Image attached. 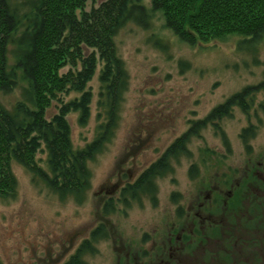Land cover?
I'll return each instance as SVG.
<instances>
[{"label": "rangeland", "instance_id": "374dc122", "mask_svg": "<svg viewBox=\"0 0 264 264\" xmlns=\"http://www.w3.org/2000/svg\"><path fill=\"white\" fill-rule=\"evenodd\" d=\"M151 1L145 2L148 9ZM13 2L26 3L25 0ZM87 2V12L101 4V0ZM241 40L240 37H229L222 42L192 48L165 28L160 14H154L148 26L130 22L121 29L114 42L124 62L129 89L123 93L119 115L103 149L88 163L89 189L81 199L62 198L35 179L29 169L13 164L18 191L13 198H0L3 264H63L101 225L107 230V236L94 244V254L84 256L87 264H117V257L128 253L142 255L145 250L152 249L155 242L157 247L165 246L169 238H173V245L179 251L186 248L182 236L192 234L193 222L206 216L203 214L200 218L197 213H206L202 209L211 202L212 191L219 192V186L215 184L217 171H208L200 159L202 148L213 150L215 158L223 157L224 169L238 170L239 175L244 174L248 169L246 165L252 161L250 176L256 171L258 178L264 181L262 92L252 95L257 106L248 114L237 107L218 122L219 128L209 123L205 129H200L199 138L191 137L189 155L171 161L173 171L155 181V193H142L126 207L119 197L124 194L122 188L136 182L168 147L188 133L193 123L206 120L233 95L264 82V46H260V52L252 54L239 49ZM92 52L86 47L87 56ZM9 60L14 62L12 54ZM98 67L86 87L92 100L89 124L80 125V113H71L68 117L77 150L95 141L108 122L109 110L101 105L105 99L100 97L102 67ZM70 69L66 67L62 73ZM24 86L22 84L12 94H2L1 103L9 110L13 109L22 99ZM80 97V93H71L65 101ZM250 127H254L255 137L250 142L252 149L248 151L240 135ZM223 135L230 141V150L223 143ZM37 157L39 165L48 170L46 152ZM259 162H262L260 166H256ZM193 165L197 166L194 175L190 172ZM227 192L231 191H224V197ZM174 195H177L176 202ZM111 201L114 208L105 210ZM180 208L186 217L183 227L175 224L179 221ZM196 257L188 256L186 263L196 264ZM202 261L199 263H206Z\"/></svg>", "mask_w": 264, "mask_h": 264}, {"label": "trees", "instance_id": "16d2710c", "mask_svg": "<svg viewBox=\"0 0 264 264\" xmlns=\"http://www.w3.org/2000/svg\"><path fill=\"white\" fill-rule=\"evenodd\" d=\"M25 1L23 5V2L0 0V96L26 85L22 88L21 101L11 110L1 103L0 97V198L3 200L15 197L18 191V179L12 169L15 163L29 169L35 179L59 197L81 199L89 189L88 163L103 149L119 115L123 93L129 89L124 62L114 42L128 23L148 26L154 14H160L165 28L192 48L229 37H240L239 49L252 54L264 46V0H152L150 9L145 5L146 0H101L100 6L89 12L86 10L89 0ZM86 47L93 50L89 56ZM98 66L102 67L100 97L105 99L101 105L109 110L108 122L95 141L77 150L68 117L80 113V125L89 124L92 100L86 87ZM66 67L71 69L64 74ZM262 92L264 82L246 88L220 104L206 120L193 123L188 133L168 147L136 182L122 188L124 194H119L122 205L129 206L142 193H155V181L173 171L171 161L189 155L191 137L199 138L200 129L209 123L219 128L218 122L237 107L248 114L257 106L252 95ZM71 93H80L81 97L66 102ZM260 107L264 109V103ZM254 134V127H250L240 135L248 151L252 149L250 142ZM223 138L230 150V141L224 135ZM44 152L48 170L39 165L37 157ZM200 155L208 171H217L215 184L219 192L212 191L211 202L205 206L206 222L203 225L200 221L193 222L192 234L182 236L186 248L178 250L180 255L184 254L180 258L183 261L188 256H197L196 264H201L199 260L204 264H264V181L256 171L250 176L252 161L246 165L244 174L239 175L238 170H225L223 157L215 158L213 150L202 148ZM196 168V165L190 168L192 175L197 174ZM222 170L226 172L221 175ZM227 190L232 192L226 194L229 199L224 197ZM111 202L105 210L114 208ZM182 210L179 209V221L175 223L180 227L186 219ZM213 217L219 220H212ZM106 236L103 225L95 228L65 264H87L84 256L94 254V244ZM0 264H3L1 256Z\"/></svg>", "mask_w": 264, "mask_h": 264}, {"label": "flooded vegetation", "instance_id": "af4514ba", "mask_svg": "<svg viewBox=\"0 0 264 264\" xmlns=\"http://www.w3.org/2000/svg\"><path fill=\"white\" fill-rule=\"evenodd\" d=\"M205 209L206 208L202 209L203 212H205ZM203 214L204 213H197L196 216L202 218L201 216H203ZM200 220V224L203 225L207 219L206 217H204ZM172 240L173 238H169L168 242L165 243V246L160 244L159 247H157L158 243L155 242L152 246V249H150L149 251L145 250L144 254L142 255H131L130 253H128V255L126 256H119L117 257L116 262L117 264H189V262L186 263L187 260L182 261L178 254V248L173 245ZM115 249L117 248L115 247Z\"/></svg>", "mask_w": 264, "mask_h": 264}]
</instances>
